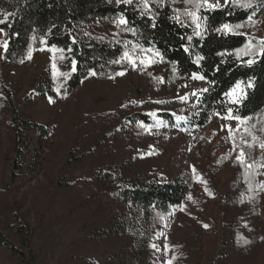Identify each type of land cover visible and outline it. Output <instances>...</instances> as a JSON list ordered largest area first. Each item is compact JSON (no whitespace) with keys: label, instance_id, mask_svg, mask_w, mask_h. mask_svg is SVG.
Returning <instances> with one entry per match:
<instances>
[{"label":"rangeland","instance_id":"1","mask_svg":"<svg viewBox=\"0 0 264 264\" xmlns=\"http://www.w3.org/2000/svg\"><path fill=\"white\" fill-rule=\"evenodd\" d=\"M183 3L179 0L178 5ZM241 33L255 50L254 44L264 39V12L255 11L242 25ZM41 48L44 46L32 49V58L19 65L4 64V50L0 48V94H16L18 124L27 120L43 127V134L26 130L25 125L15 132L10 118L0 127V213L18 223L22 219L28 226L34 264H103L102 245L84 240L83 225L89 223L90 216L87 200L93 191L86 181V170L114 160L125 150L126 157H131L130 152L135 156L145 151L140 158L133 157L137 161L133 166L147 175L163 174L171 181L182 174L192 178L191 199L187 197L158 219L148 252L154 264H168L170 260L174 264L175 245L182 241L178 239L179 228L184 222L192 223L202 235L198 264H264L262 189L253 200L255 214L249 216L248 212L245 218L248 226L249 219L253 220L258 241L253 259L232 261L220 252L223 239L232 236L228 229L240 212L232 208L226 212L222 199L236 175L230 163L237 155L233 139L241 140L243 129L230 136L226 126L230 124L235 130L237 122L220 116H213L204 128L179 123L196 113L201 89L206 87L202 81L174 82L157 62L147 67L129 65L124 76L114 79L88 76L69 90L68 80L53 78V53ZM57 64L59 67L61 61ZM58 84H63L60 95L53 91ZM48 96L55 99L54 104L48 102ZM133 114L148 117L151 125L142 128ZM157 120L163 123L157 125ZM250 123L256 125L254 134L264 140V116ZM118 129L122 132L116 139ZM226 155H230L228 159ZM262 155L258 146L253 148L254 160ZM260 181L264 177H258L257 184ZM0 230L19 247L18 239L2 225ZM10 256L0 245V264H15Z\"/></svg>","mask_w":264,"mask_h":264},{"label":"trees","instance_id":"2","mask_svg":"<svg viewBox=\"0 0 264 264\" xmlns=\"http://www.w3.org/2000/svg\"><path fill=\"white\" fill-rule=\"evenodd\" d=\"M240 2L251 3L253 8L244 9L229 5L215 11L202 9L199 15L208 17L205 21L208 31L203 39L194 37L195 47L190 49L189 53H185L180 45L186 43V40H182L181 37L191 35L194 25L182 27L171 17L179 14L184 24L190 25L191 21L184 12L192 10V6L185 2L179 6V0H167V6L159 9L160 15L155 29L149 26L150 18L142 16L139 8L116 5L109 3V0H0V19L5 13L14 14L6 24H0V28L7 31L10 37L9 49L7 53H3L2 62L10 65L21 64V61L24 62L27 58L30 46L31 49L43 46L39 42L42 36L47 38L49 45L55 44L60 48L71 46L75 50L74 53H65L69 60L62 61L59 67L62 71H69L70 59L74 56L78 61V71L68 80V88L72 90L86 79V76L88 77L89 69L94 70L97 73L95 77L98 78H109L122 70L129 71L130 66L127 62L111 63L120 58L125 50V42L129 48L135 44L155 47L165 53V61L161 65L165 75H170L174 82L189 81L193 73L205 75L207 80L216 81L213 86L202 81L209 91L200 94L194 116L187 118L185 122L179 121L180 124L190 128H204L213 116H218L216 113L224 115L227 107L238 110L242 116H252L253 119L261 121L264 116V57L257 55V63L249 67L238 63L234 56L223 58L218 56L217 53L220 51L231 52L236 48H242L248 42V38L245 35L224 36L212 30L225 22L243 25L253 10L258 13L264 12V0ZM121 11L128 19L129 26L136 29L137 35L121 31L116 26L114 21ZM234 31L241 33V28ZM16 33L19 35H15ZM72 37L77 40L75 45L71 43ZM2 38L5 37L2 35ZM117 41L121 43L118 44ZM261 42L254 44L257 53ZM196 55L205 57L199 65L195 63ZM248 58L250 57H244L245 60ZM222 59L226 60L224 64H220ZM217 65H220L219 72L216 71ZM249 78H255V87L248 90L249 97L245 103L241 106L227 104L223 93L236 80L247 81ZM15 95L9 91L0 94V127L10 118L15 132L19 126L25 125L26 130H38L43 134L42 126L27 120L18 124ZM167 116L169 118V114ZM133 117L139 124L151 125L148 117L144 115L133 114ZM127 128H123V131L126 132ZM260 128L259 124L258 129ZM135 131L138 134V131ZM121 132L122 130L118 129L116 137L114 133L110 134L117 139ZM125 132L121 135L123 136ZM240 141L238 140L236 144H240ZM234 148V153L238 154L239 148ZM125 153L126 150L123 154L119 151L114 160L89 166L86 170L88 176L86 181L92 184L93 191L87 200L90 216L89 223L83 225L86 232L84 240L102 245L103 264H154L148 257V252L152 234L158 226V219L187 199L192 188V178L188 174H182L171 181L163 174L147 175L133 166L137 163L133 157L140 158L145 151L136 152L135 156L130 152L131 157H126ZM228 156L225 158L228 159ZM230 163L236 170V175L227 187L222 205L226 212L232 208L242 214L245 212V215L237 212L236 223L230 225L228 229L232 236L223 239L220 252L225 253L223 256L229 257L232 261L240 259L246 263L253 259L258 241L253 230V220L249 219L248 226L245 218L248 212L249 216L255 214L253 200L260 191L257 179L264 175L250 176L246 180L245 170L236 162V157H232ZM249 182L253 186L251 191ZM0 225L19 241V247H16L0 230V245L10 253L11 261L15 264H34L29 244V228L23 224L22 219L18 223L0 213ZM179 233L178 239L182 241L175 245L173 263L198 264L197 256L202 235L189 222L180 225ZM244 240L250 243L245 244Z\"/></svg>","mask_w":264,"mask_h":264},{"label":"snow or ice","instance_id":"3","mask_svg":"<svg viewBox=\"0 0 264 264\" xmlns=\"http://www.w3.org/2000/svg\"><path fill=\"white\" fill-rule=\"evenodd\" d=\"M185 3L190 4L192 6V10H185L184 15L187 16L191 24L185 25L184 22L180 19V15L176 14L173 15L171 18L178 24H180L182 27L187 26H193V31L191 35H187L186 37H181L182 40H186V43H182L180 47L183 49L185 53H189L190 49L194 48L195 45L193 44L194 37H199L201 39L204 38L205 34L207 33L208 29L205 27V21H207V16H201L199 15L200 11L203 9L204 11H215L217 9L226 8L229 5H236L240 8L244 9H250L253 8V5L251 3H241L240 0H224V3L221 4L219 0H216V2H212V0H184ZM109 3H115L116 5H126V6H135L140 9V14L142 16H146L150 18V27L155 29L157 27V18L160 15L159 9L164 8L167 6V0H109ZM178 12V10H177ZM14 15L13 13H5L3 14V18L0 19V24H6L9 20V18ZM255 15V10H253L252 16ZM252 16H249L248 19L251 20ZM115 24L118 28L121 29V31L125 32H131L133 36L137 35L136 29L129 26V21L124 15L123 11L115 18ZM11 27V25H9ZM55 27V25H53ZM242 25L237 23L235 25L225 22L220 24L219 27H215L212 29L215 33L221 34L224 36H227L229 34L232 35H244L243 33L235 32L234 29L241 28ZM49 32H51V29H49ZM0 34L5 37L4 39L0 40V48L4 50L5 53H7L9 49V42L10 37L9 33L5 31L3 28H0ZM15 35H19L16 33ZM69 35H71L69 33ZM85 35H89V33H85ZM33 39H36V37H33ZM40 44L44 46V48H41L40 50L43 51L47 49L50 53H53V60H52V70H53V78H63L65 82L69 80L73 73L78 71V61L74 58L70 59V70L69 71H62L60 67H58L57 61H66L69 60V56L65 55V53L72 54L74 53V48L69 46L67 48H60L57 47L55 44L49 45L47 42L46 37H40L39 40ZM72 45H75L77 43V40L75 37H72L71 39ZM117 43H121V41H117ZM59 53L57 56L56 54ZM32 49L31 46L29 47V51L27 53V58H32ZM220 57H228V56H234L235 60L244 66H252L257 63V55L264 57V41L261 42V47L259 49V52L257 53L251 44V42L246 43L242 48H236L233 51L229 52L227 50L220 51L217 53ZM244 57H250L248 59H244ZM205 59L202 55H196L195 57V63L197 65L200 64L201 61ZM165 61V53L161 52L158 48L155 47H144L143 45L135 44L131 48L128 47V43L125 42V50L123 51L122 55L118 60H113L111 63L120 64L122 62H127L128 65H130L133 68H136L137 66H151L154 63L160 62L163 63ZM226 62L225 59H222L220 61V64H224ZM23 63V61H21ZM173 71H175V65H173ZM216 71H220V65L216 66ZM126 73L124 70L119 71L115 73V76H110V79H114L116 76H124ZM88 76H96L97 73L89 69ZM87 78V76L85 77ZM160 82H163V78H159ZM191 79L193 80H200V81H206L209 86L215 85V80H207L205 75H200L197 73H193L191 75ZM83 82V81H81ZM255 87V78H249L247 81L244 80H236L232 86L223 93V96L225 98V101L229 105H235V106H241L245 103V101L249 97V91L250 89H253ZM63 88V84H58L57 87L53 90L57 95L61 94V89ZM209 91L208 87L201 89V94L206 93ZM193 95H196L193 93ZM180 99H184V97H180ZM48 102L50 104L55 103V99L52 96H48ZM132 103H136V101H132ZM223 103V101H222ZM152 117H156V113L152 112L150 114ZM216 115L220 116L221 119L229 120V121H236V129L234 130L232 126L229 124L227 125L228 132L230 136L233 134L234 131L239 132L241 128L243 129V134L241 135V141L240 144H236L235 139H233V143L235 147L239 148L238 154L236 155V162L245 170V178L246 180L250 176H258V175H264V171H261V169H264V155L260 158V160H254L252 159V149L255 147H259L262 153H264V140H261L259 137H257L254 134V129L256 127L255 124L250 123L253 120L252 116H242L239 114L238 110H234L232 107H227L226 112L224 115H221L220 113H216ZM183 119L182 117H177V120ZM157 125L163 123L162 121L157 120ZM142 128H147L149 126L141 123L140 125ZM264 131V128L261 129ZM245 135L247 137H250V139H246ZM195 171V170H193ZM202 183H207L206 181H203L201 179ZM258 188L264 190V181H260L257 185ZM253 188L251 182H249V190L251 191ZM207 190V189H206ZM191 199V196L188 197ZM183 210V209H181ZM205 228L209 227V225L205 224ZM245 244L250 243L248 240H244ZM156 245H153V248H155ZM172 259H175L173 257ZM168 264H171V260L168 261Z\"/></svg>","mask_w":264,"mask_h":264}]
</instances>
